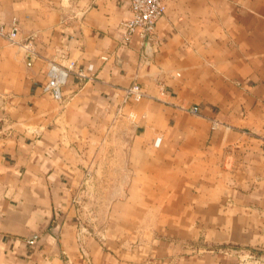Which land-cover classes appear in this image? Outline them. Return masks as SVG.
Returning <instances> with one entry per match:
<instances>
[{
	"label": "crops",
	"instance_id": "0c3cea01",
	"mask_svg": "<svg viewBox=\"0 0 264 264\" xmlns=\"http://www.w3.org/2000/svg\"><path fill=\"white\" fill-rule=\"evenodd\" d=\"M129 15L0 0L37 45L0 38V264H264V0H165L124 44Z\"/></svg>",
	"mask_w": 264,
	"mask_h": 264
},
{
	"label": "built area",
	"instance_id": "2783aa9c",
	"mask_svg": "<svg viewBox=\"0 0 264 264\" xmlns=\"http://www.w3.org/2000/svg\"><path fill=\"white\" fill-rule=\"evenodd\" d=\"M128 3L130 15L121 23L122 42L130 43L135 34L144 38H151L155 32L156 24L159 18L165 12V0H126ZM0 38L6 40L9 44L19 47L25 57L27 64L31 65L33 59L37 56V45L34 36H28L25 39H19V27L17 23L6 25L0 21ZM76 67L75 61H70L67 65L56 62H50L46 71L45 81L42 83V90L45 93L60 96L63 86ZM88 70L92 71L93 66L89 65ZM77 75L87 79H92L93 74L85 73L82 70L77 71ZM145 92L139 84H133L125 89L127 99H141ZM191 111H196L197 107H191ZM30 242H33L30 240Z\"/></svg>",
	"mask_w": 264,
	"mask_h": 264
},
{
	"label": "water",
	"instance_id": "95a60500",
	"mask_svg": "<svg viewBox=\"0 0 264 264\" xmlns=\"http://www.w3.org/2000/svg\"><path fill=\"white\" fill-rule=\"evenodd\" d=\"M256 250H260V251H263V250H261V249H256Z\"/></svg>",
	"mask_w": 264,
	"mask_h": 264
},
{
	"label": "rangeland",
	"instance_id": "374dc122",
	"mask_svg": "<svg viewBox=\"0 0 264 264\" xmlns=\"http://www.w3.org/2000/svg\"><path fill=\"white\" fill-rule=\"evenodd\" d=\"M91 216L93 215V214H90Z\"/></svg>",
	"mask_w": 264,
	"mask_h": 264
}]
</instances>
